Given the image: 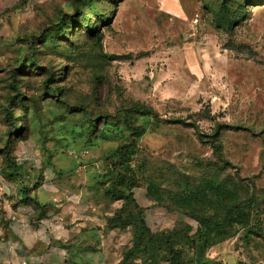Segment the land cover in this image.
Returning a JSON list of instances; mask_svg holds the SVG:
<instances>
[{"label":"rangeland","instance_id":"1","mask_svg":"<svg viewBox=\"0 0 264 264\" xmlns=\"http://www.w3.org/2000/svg\"><path fill=\"white\" fill-rule=\"evenodd\" d=\"M221 3L0 0V185L82 194L95 264H264V0Z\"/></svg>","mask_w":264,"mask_h":264},{"label":"crops","instance_id":"2","mask_svg":"<svg viewBox=\"0 0 264 264\" xmlns=\"http://www.w3.org/2000/svg\"><path fill=\"white\" fill-rule=\"evenodd\" d=\"M25 187L0 185V264H95L81 241L93 223L87 199L57 182Z\"/></svg>","mask_w":264,"mask_h":264},{"label":"trees","instance_id":"3","mask_svg":"<svg viewBox=\"0 0 264 264\" xmlns=\"http://www.w3.org/2000/svg\"><path fill=\"white\" fill-rule=\"evenodd\" d=\"M247 2L252 3H259L262 0H222V3L219 7V10L217 12L218 16V24L221 26H225L228 28H231L239 19L243 16L245 9V5ZM241 13V14H240ZM88 22V21H87ZM105 23H109V19H105ZM51 91V89L49 90ZM136 111H139L143 115H152L156 116L155 112L150 108H134ZM128 123V120L126 121ZM130 127H132L131 124H128ZM135 130L137 128L135 127ZM217 133L213 134L216 136ZM135 221H137V230L141 233H145L147 231V226L145 224V221L140 216V209L138 208V212L136 215L132 217ZM168 249L171 255L170 264H180L181 263V254L177 252V250L174 248L172 244H168Z\"/></svg>","mask_w":264,"mask_h":264}]
</instances>
